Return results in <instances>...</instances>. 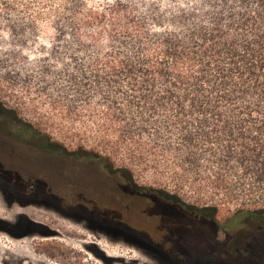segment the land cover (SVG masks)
<instances>
[{
  "label": "trees",
  "instance_id": "obj_1",
  "mask_svg": "<svg viewBox=\"0 0 264 264\" xmlns=\"http://www.w3.org/2000/svg\"><path fill=\"white\" fill-rule=\"evenodd\" d=\"M39 2L54 0L0 5L9 14ZM46 10H20L27 23L0 15V42L33 47L40 20L52 28L36 53L21 52L45 58L28 69L44 68L51 109L82 122L108 157L121 154L128 176H162L192 218L235 208L264 220V0H57ZM5 105L24 122L15 129L67 147Z\"/></svg>",
  "mask_w": 264,
  "mask_h": 264
},
{
  "label": "rangeland",
  "instance_id": "obj_2",
  "mask_svg": "<svg viewBox=\"0 0 264 264\" xmlns=\"http://www.w3.org/2000/svg\"><path fill=\"white\" fill-rule=\"evenodd\" d=\"M86 1L96 4L103 0ZM51 4L56 5L57 0L9 14L0 5V15L20 16L27 23L20 10L27 18L36 11L45 13ZM51 35L52 28L41 19L33 47L28 48L24 38L6 37L0 42V74L12 72L15 77L14 83L0 84V101L68 148L95 149L105 162L124 170L121 154L108 157L96 149L94 137L86 133L82 122L68 120L51 109L49 91L40 87L47 76L44 68L28 69L34 60L45 58L25 53H36ZM30 81L36 84L32 91L27 89ZM12 173L0 170V264H121L123 260L132 264H264V224H250L246 214L235 208L219 210L213 221L192 218L183 203L170 199V187L160 184L162 176L156 172L137 170L135 179L146 186V191L135 194L142 209L137 211L128 196L131 209L125 218L110 210L107 216H90L75 203L35 197L29 186L14 187ZM150 187L166 189L165 197L160 191L153 195ZM24 192L30 196H23ZM95 200L108 201L104 191ZM242 229L245 232L238 235Z\"/></svg>",
  "mask_w": 264,
  "mask_h": 264
},
{
  "label": "flooded vegetation",
  "instance_id": "obj_3",
  "mask_svg": "<svg viewBox=\"0 0 264 264\" xmlns=\"http://www.w3.org/2000/svg\"><path fill=\"white\" fill-rule=\"evenodd\" d=\"M23 123L20 116L0 103V170L13 172L14 187L29 186L35 197L75 203L76 208L80 205L90 216H107L110 210L125 218L127 210L131 209L128 196L133 198L131 204L136 210L142 209L143 203L135 194L146 191V186L127 177L125 170L105 162L93 152L64 147L41 131L15 129ZM102 191L108 199L105 204L95 200ZM149 191L153 195L157 191L163 193L160 196L164 195L161 190L150 188ZM23 196L30 194L24 192ZM247 220L256 226L264 224V220L256 222L249 217ZM243 232L245 229L238 235Z\"/></svg>",
  "mask_w": 264,
  "mask_h": 264
}]
</instances>
